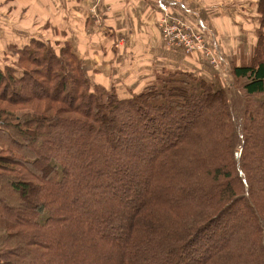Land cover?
I'll use <instances>...</instances> for the list:
<instances>
[{
    "label": "trees",
    "instance_id": "16d2710c",
    "mask_svg": "<svg viewBox=\"0 0 264 264\" xmlns=\"http://www.w3.org/2000/svg\"><path fill=\"white\" fill-rule=\"evenodd\" d=\"M28 41L0 65V264H264L263 29L239 108L187 71L122 98Z\"/></svg>",
    "mask_w": 264,
    "mask_h": 264
},
{
    "label": "crops",
    "instance_id": "0c3cea01",
    "mask_svg": "<svg viewBox=\"0 0 264 264\" xmlns=\"http://www.w3.org/2000/svg\"><path fill=\"white\" fill-rule=\"evenodd\" d=\"M180 4L161 5L157 0H0V37L5 38H0V61L7 63L12 58L9 46L23 45L28 37L65 38L81 54L89 76L109 87L125 84L138 91L159 71L188 69L194 73V64L199 62L193 55L166 50L158 27L162 14L211 34L213 45L222 48L223 61L234 62L231 51L252 48L257 32L264 30L263 0H188ZM14 31L17 35L9 36Z\"/></svg>",
    "mask_w": 264,
    "mask_h": 264
},
{
    "label": "rangeland",
    "instance_id": "374dc122",
    "mask_svg": "<svg viewBox=\"0 0 264 264\" xmlns=\"http://www.w3.org/2000/svg\"><path fill=\"white\" fill-rule=\"evenodd\" d=\"M175 2H179V0H174ZM188 0H180V2H187ZM159 4V3H158ZM164 20H165V16L162 14L161 15V19L158 23V27L162 36V39L164 41V45L166 50L168 51H180L182 52L184 55L186 56H191L193 55L194 58L198 57L199 58V62L198 64H194L195 66V71L194 74L197 77L203 78L205 80H207V82H219L221 85H223V87H225L229 93V98H230V103L231 105H233V103L236 102L238 108L239 106H242L243 103L242 101L238 98V96H236V92L234 91H238L239 90V85L238 83H236L232 77V70L233 67L235 66H242V65H246L249 63L250 61V57H251V53L254 49V46H252V48L248 47V48H244L245 51L239 52L237 51L238 48H234L235 50L231 51V54L235 55L234 57V62L232 61H223L220 62V64H216L212 62V56H218L220 58H222V48L219 46H214L213 45V36L208 35L205 30L198 29L197 27L193 26V24H188L186 21L185 23L189 26H191V28H186L183 29V33L185 35H187L189 37V39L191 40V44L192 47L194 48L193 50H188L183 43L178 44V43H171L169 42V40L166 38V27L164 26ZM13 35H17L16 32H12L11 35L9 36H13ZM25 35V34H24ZM36 35V34H35ZM37 37V39L42 40V41H47V39L44 38V36L41 35H37L35 36ZM3 40H5V38L0 37ZM31 38V37H28ZM60 38V37H59ZM198 39V40H197ZM66 39H62L60 38L59 40H56L58 42H61V44L64 43ZM52 42V40L50 41ZM217 42V41H216ZM30 41H25L23 43V46L25 47L27 44H29ZM12 47V45L9 46L8 50L10 51V48ZM221 54V55H220ZM239 56V58H238ZM3 59V58H1ZM7 63H11V61L7 62ZM14 64H17V62H12ZM6 64L5 62H2V60L0 61V65L3 66ZM18 66V64H17ZM130 67H132V64H130ZM174 72L176 71V69H170V70H162L159 71V73H157V77H161V75L163 74V72ZM187 72H190L187 69ZM191 73V72H190ZM156 81V80H155ZM154 81V82H155ZM98 82L103 85L104 87H108V84L105 83L103 80H99L98 78ZM117 86V85H116ZM120 96L122 98H125L128 91H126V88H118ZM139 91V90H138ZM241 92V91H239ZM235 115L238 116V114L235 111ZM2 233H1V229H0V241L2 238Z\"/></svg>",
    "mask_w": 264,
    "mask_h": 264
},
{
    "label": "built area",
    "instance_id": "2783aa9c",
    "mask_svg": "<svg viewBox=\"0 0 264 264\" xmlns=\"http://www.w3.org/2000/svg\"><path fill=\"white\" fill-rule=\"evenodd\" d=\"M157 1L161 5H164L165 3H170V2H173V4H176L178 6L181 5L180 0H179V2H175L174 0H157ZM164 26L166 27V32H167L166 38L169 40V42L178 43V44L183 43V45L188 50L194 49L192 47L191 40L189 39V37L182 32L183 29L191 28V26L187 25L182 20H176L175 18L168 17V16L165 17ZM212 62L216 63V64H218V63L220 64V62H222V58H220L218 56H212Z\"/></svg>",
    "mask_w": 264,
    "mask_h": 264
}]
</instances>
